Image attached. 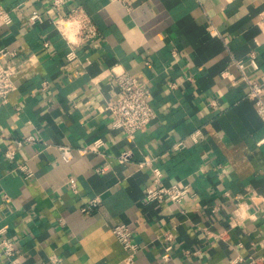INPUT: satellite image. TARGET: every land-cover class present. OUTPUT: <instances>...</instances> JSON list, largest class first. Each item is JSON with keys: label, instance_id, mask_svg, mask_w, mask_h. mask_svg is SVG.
I'll return each mask as SVG.
<instances>
[{"label": "crops", "instance_id": "crops-1", "mask_svg": "<svg viewBox=\"0 0 264 264\" xmlns=\"http://www.w3.org/2000/svg\"><path fill=\"white\" fill-rule=\"evenodd\" d=\"M2 1L12 21L0 25V48L16 50L5 60L17 72L0 102V226L8 224L0 238L16 239L22 253L0 264H38L51 254L60 264H264V121L235 62L254 51L259 67L250 71L264 80V0H130V8L69 0L101 31L76 46L75 58L50 16L29 20L51 0ZM114 65L151 87L158 112L134 138L111 126L106 106L121 95ZM98 137V151H82ZM179 139L186 145L176 149ZM59 143L71 146V160ZM128 149L132 158L121 162ZM145 155L157 156L166 183L188 181L194 195L148 202L152 172L138 163ZM20 162L34 173L25 177ZM94 196L100 204L83 211ZM118 222L139 243L132 262L113 231Z\"/></svg>", "mask_w": 264, "mask_h": 264}, {"label": "built area", "instance_id": "built-area-1", "mask_svg": "<svg viewBox=\"0 0 264 264\" xmlns=\"http://www.w3.org/2000/svg\"><path fill=\"white\" fill-rule=\"evenodd\" d=\"M120 1L127 8L131 7L130 0ZM64 5H68L69 8L63 13L53 16L55 10ZM45 15L51 17L55 28L70 45L71 49L68 53L70 58H75L77 56L75 49L77 45L95 39L101 33L92 15L80 4L73 3L70 5L69 0H51L47 6L34 9L29 16V20L31 22H36ZM261 20L264 22V10L261 12ZM11 21L12 15L10 10L5 6L3 1L0 0V25L10 23ZM44 45L46 47L51 45L49 38H45ZM15 53L16 50L6 46L0 48V102L3 103L9 100L10 93L16 88L15 74L17 72V65L5 60L7 56ZM235 62L248 84L247 96L253 100L257 112L264 121V80L253 75L250 71V67L252 69H257L259 67L256 54L252 51L247 59L235 58ZM110 74L115 78L121 90V95L114 101H109L106 106L112 115L111 126L115 129H121L129 137L134 138L138 130L148 127L152 120L158 115L157 109L151 102V87L124 67L118 68L114 65L110 68ZM44 83V86H46L48 81ZM193 133L192 135L194 136L197 132ZM0 136H2L1 132ZM33 139H35V136L30 134L24 138L17 139L16 143L17 145H23L25 141H31ZM103 142V138L98 137L82 148V151H98L99 146L103 144ZM57 145L62 157L67 161L71 160L73 157L71 146L63 143ZM185 145L184 139L176 140L173 143V147L176 149L183 148ZM3 153L13 158L15 157L16 150L6 148L3 150ZM131 158L132 151L129 149L123 150L118 154V159L121 162L128 161ZM156 159L157 156L145 155L144 158L138 162L141 168L147 167L151 169L152 172V181L144 188V198L148 202L170 199L172 202L178 203L194 195L195 192L188 181L178 180L173 183H166L164 181V172L162 168L155 163ZM17 168L25 173V177H29L34 173L25 162L18 163ZM97 169L103 170L104 168L99 166ZM69 182L70 185L77 190V181L73 176L69 178ZM4 197L6 201L11 200V196L8 193H6ZM100 202L101 197L94 196L90 198L81 209L83 211H91L100 204ZM235 219L237 220V217ZM63 221L62 219V222ZM7 228L8 224L0 226V233H4ZM113 231L128 252L126 260L132 262L135 252L139 247V243L133 238L131 226L127 222H118L114 224ZM164 236L169 240L173 239V231H165ZM172 247V242L165 245V252L163 254L165 259L170 258ZM21 251L16 239L9 236L0 238V257L3 255L17 257L22 253ZM61 260V256L51 254L49 260L40 261L38 264H60Z\"/></svg>", "mask_w": 264, "mask_h": 264}]
</instances>
